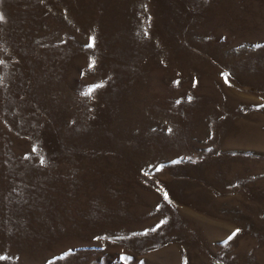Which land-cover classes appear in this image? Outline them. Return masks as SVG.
I'll list each match as a JSON object with an SVG mask.
<instances>
[{"label":"rangeland","instance_id":"374dc122","mask_svg":"<svg viewBox=\"0 0 264 264\" xmlns=\"http://www.w3.org/2000/svg\"><path fill=\"white\" fill-rule=\"evenodd\" d=\"M0 15V264H264V0Z\"/></svg>","mask_w":264,"mask_h":264},{"label":"snow or ice","instance_id":"6c2138e0","mask_svg":"<svg viewBox=\"0 0 264 264\" xmlns=\"http://www.w3.org/2000/svg\"><path fill=\"white\" fill-rule=\"evenodd\" d=\"M3 19V16L2 15H0V20H2ZM92 45H91V43L89 44V47H91ZM91 66V65H90ZM227 82V81H226ZM92 91V89H89V92H91ZM43 162V161H42ZM164 198H165V200H167L168 199V194L167 193H165L164 194ZM240 230L239 229H237L236 231H234L229 237H228V240H231L238 232H239ZM225 243H227V241H225ZM0 259H2V257H0ZM122 259H123V257H122Z\"/></svg>","mask_w":264,"mask_h":264}]
</instances>
